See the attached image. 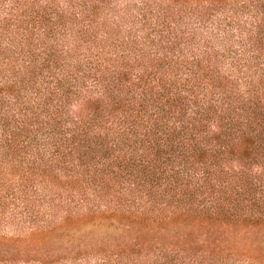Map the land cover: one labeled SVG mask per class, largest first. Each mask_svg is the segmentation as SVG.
<instances>
[{
    "label": "trees",
    "instance_id": "obj_1",
    "mask_svg": "<svg viewBox=\"0 0 264 264\" xmlns=\"http://www.w3.org/2000/svg\"><path fill=\"white\" fill-rule=\"evenodd\" d=\"M0 264H264V0H0Z\"/></svg>",
    "mask_w": 264,
    "mask_h": 264
}]
</instances>
